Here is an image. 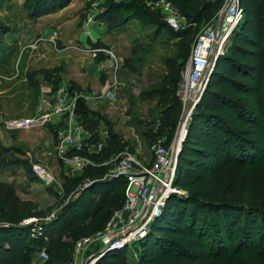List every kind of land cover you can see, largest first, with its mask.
<instances>
[{"label":"rangeland","instance_id":"obj_1","mask_svg":"<svg viewBox=\"0 0 264 264\" xmlns=\"http://www.w3.org/2000/svg\"><path fill=\"white\" fill-rule=\"evenodd\" d=\"M33 1L0 0V213L10 212L19 225L36 218L52 222L62 218L89 179L80 171L72 172L76 180L67 193L68 167L60 162L54 144L58 129L43 124L37 115L42 87L65 85L93 97L86 106L97 113L93 119L100 120L101 131L110 127L136 146L141 159L150 160V144L169 138L161 118L180 69L198 36L212 26L211 21L189 20L176 7L165 13L147 0H71L67 7L39 17L30 9ZM110 2L125 6L127 23L121 29L110 30L102 16ZM223 6L224 2L214 21ZM140 12L143 18H136ZM245 22L239 24L241 29ZM248 31L264 41V18L260 25L250 23ZM189 39L193 42L186 51ZM97 41L108 46L103 54L93 47ZM244 100L259 119L260 133L243 141L242 162H223L226 181L216 191L237 207L259 212L264 211V87ZM183 115L184 108L173 114L176 126L171 145ZM191 143L203 145L196 140ZM34 164H41L51 180L38 179ZM104 165L103 170L109 171L114 162ZM50 175L45 173L48 179ZM240 214L231 213L223 228L214 225L209 215L207 222L186 230L192 264H264V222L256 214L253 238ZM63 236L71 244L67 264H74L77 238L68 232ZM141 254L139 242L128 248V264L136 263ZM41 263V255L35 253L25 264Z\"/></svg>","mask_w":264,"mask_h":264},{"label":"trees","instance_id":"obj_2","mask_svg":"<svg viewBox=\"0 0 264 264\" xmlns=\"http://www.w3.org/2000/svg\"><path fill=\"white\" fill-rule=\"evenodd\" d=\"M169 1L189 20L198 23L211 21L212 25L216 21L213 19L219 13V5L225 2V0ZM70 2L71 0H34L30 9L39 17L59 11ZM241 3L246 9V14L248 13L244 18L245 25L242 29L240 26L237 27L229 47L219 56L179 155L174 187L180 193L170 196L161 216L155 219L148 233L139 242L142 254L134 264H192L190 249L185 244V232L198 222H207L209 215L211 221L215 220L214 225L223 228L227 226L231 213L240 212V215L245 217L243 226L252 233L253 238L257 215L264 222V211L257 212L254 209L237 207L236 204L217 196L216 191V187L226 181L223 162L232 159L242 162L246 155L243 141L260 133L257 130L259 119L254 116L244 99L245 95L264 87V41L255 39L248 31L250 23L260 25L263 22L264 1L259 0L252 4L247 0H241ZM124 11L125 6L119 3L110 2L106 6L102 16L108 22L110 30L121 29L126 25L127 16ZM136 18H143L141 12L137 13ZM192 42V39L186 41V51L191 48ZM93 47L99 50L98 54H103L102 50L108 48L101 41L93 43ZM186 63L187 61L180 69L176 87L171 89L170 101L165 104L162 112L161 122L164 123L162 127L169 131V138L167 142L160 143L167 147L171 146L176 126L173 114L183 108L177 96V88ZM72 90L80 92L75 88ZM86 104L84 99H79L77 113L80 121L93 134L92 140L89 141L97 142L101 134V122L93 119L97 113L90 112ZM262 116L264 123V114ZM48 125L58 129L54 124ZM108 129L110 131L108 147L98 155L89 156L100 165H90L81 171V175H87L88 180L94 183L84 188L79 198L68 207L63 215L67 216L65 220L62 217L52 222L40 218V224L19 225L10 212L0 213V222H3L0 223V264H25L27 257L35 253L41 255L44 249L49 258L42 260L41 264H67L71 244L63 235L66 232L74 235V238H77L76 242L83 237L91 236L104 229L114 211L124 205L127 180L123 177L104 179L108 172L107 169L103 170L106 166L104 163L126 149L136 154L138 151L136 146L130 145L121 134L114 132L110 127ZM58 130L55 131V147L58 142ZM192 140L203 145L193 146ZM154 144L157 143H151L150 148ZM75 154L88 156L86 151H74L70 156ZM60 162L64 165L62 160ZM25 163L29 164L28 161ZM66 178L65 189L70 193L76 178L67 174ZM202 213L205 214L204 219H201ZM223 219L225 223L221 224ZM100 225L102 226L99 227ZM96 264H128L126 250H111Z\"/></svg>","mask_w":264,"mask_h":264},{"label":"built area","instance_id":"obj_3","mask_svg":"<svg viewBox=\"0 0 264 264\" xmlns=\"http://www.w3.org/2000/svg\"><path fill=\"white\" fill-rule=\"evenodd\" d=\"M148 3L161 7L165 13L175 10V5L169 0L148 1ZM223 7L225 15L220 27H218V19L198 36L180 74L177 96L184 108V115L177 135L183 133L184 139L188 134L194 110L201 101L210 80L209 74L214 67L211 57L214 54L217 59L227 50L234 31L246 15L241 0H225ZM79 99L89 102L94 98L73 91L72 87L65 85H60L56 89L43 86L37 104L39 120L43 121V124H54L59 129L56 151L59 159L68 167L67 175H72L71 173L75 171L81 172L90 165H100L89 156L102 153L108 147L110 139L109 129L104 128L97 142L89 141L92 140L93 134L80 121L77 113ZM186 108H188L187 113H185ZM150 149L152 152L150 160L141 159L138 154L126 149L109 161V163L114 162V166L104 179L125 178L126 201L121 208L114 211L104 229L76 242L74 264H96L111 250L131 248L142 240L152 223L161 214L168 197L175 189L174 181L182 142L180 144L174 142L169 147L157 143ZM74 151H86L88 156L81 154L70 156ZM33 170L42 181L51 180L50 173L41 164H34ZM45 173L50 175V179ZM87 185L85 182V188ZM39 222L40 219L36 218L23 225L40 224ZM88 251L90 254L87 255ZM41 257L42 260L49 258L46 249L42 251Z\"/></svg>","mask_w":264,"mask_h":264},{"label":"water","instance_id":"obj_4","mask_svg":"<svg viewBox=\"0 0 264 264\" xmlns=\"http://www.w3.org/2000/svg\"><path fill=\"white\" fill-rule=\"evenodd\" d=\"M224 15H225V9H224V7H223V9H222V11H221V14H220V17H219L218 27H220V25H221V23H222V21H223ZM211 60L214 62V67H213L212 71H211L210 74H209L210 78L212 77V73H213V71H214V69H215V67H216L217 62H218V58L215 59V56H214V54H213L212 57H211ZM187 111H188V108H186L185 113H187ZM178 140H179V135H177V139L175 140V143H176V144H178ZM184 141H185V139L182 141V144H183ZM179 155H180V153H179ZM93 183H94V182H90V184H88L87 187H88L89 185H92ZM173 191H174L173 194H174V193H180L179 190H177L176 188L173 189ZM169 198H170V196L168 197V199H169Z\"/></svg>","mask_w":264,"mask_h":264},{"label":"bare ground","instance_id":"obj_5","mask_svg":"<svg viewBox=\"0 0 264 264\" xmlns=\"http://www.w3.org/2000/svg\"><path fill=\"white\" fill-rule=\"evenodd\" d=\"M184 139V135L183 133L179 136V140H178V143L180 144Z\"/></svg>","mask_w":264,"mask_h":264}]
</instances>
